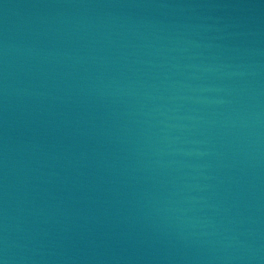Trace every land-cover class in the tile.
Masks as SVG:
<instances>
[{"label": "water", "instance_id": "1", "mask_svg": "<svg viewBox=\"0 0 264 264\" xmlns=\"http://www.w3.org/2000/svg\"><path fill=\"white\" fill-rule=\"evenodd\" d=\"M0 264H264V0H0Z\"/></svg>", "mask_w": 264, "mask_h": 264}]
</instances>
